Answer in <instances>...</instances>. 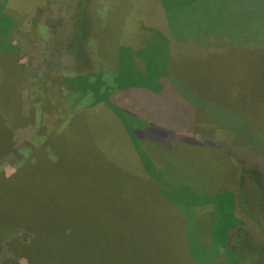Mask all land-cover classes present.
I'll list each match as a JSON object with an SVG mask.
<instances>
[{"label":"trees","instance_id":"1","mask_svg":"<svg viewBox=\"0 0 264 264\" xmlns=\"http://www.w3.org/2000/svg\"><path fill=\"white\" fill-rule=\"evenodd\" d=\"M79 1V6L67 20V36L64 24L61 26L60 22L54 33L45 23H39L36 28L41 41V60L35 69L37 76L32 84H51L38 89L39 102L36 101L31 115L37 127V137L13 147L10 134L13 127L25 120L26 116L20 114L21 119L13 122L10 129L8 112L13 110V114L20 117L16 112L17 104H0V158L11 151V163L16 166L11 176H6L0 169V251L6 248L9 252V256L3 257L0 264H19L20 258H24L27 264H154L155 259H158L156 252L161 246H167L166 240L158 241L153 235L140 236V232L122 233L125 225L118 215L126 211L127 205L102 209L106 217L113 220L116 234L112 236H105L102 216L97 218L92 214V197H96L97 193H105V171L95 168L97 164L101 166L107 157L104 147L97 140H92L91 133L100 130L106 119L111 134L118 133L119 126L127 139V148L138 155L140 162H137V166L140 167L143 181L152 184L147 173L164 186L161 194L159 190L155 193L156 207L166 214H170L173 208L178 218L184 220L178 237L181 234L187 260L192 257L198 263L203 258V254H196L193 249L199 244L201 248L206 247L208 252L212 250L213 260L219 253L225 256L230 251L241 258L257 257L256 263L264 264V226H259V229H263L260 235H248L249 238L243 242H233L234 231L244 226V222L235 216L237 207L247 215H253V212L256 215H253L254 218H263L264 225V141L250 137V132L246 136L242 135L244 131L239 128L231 131L237 136L232 139L239 142L235 148L216 141L209 142L208 139L189 140L195 147L200 144L208 149L217 146L229 156L234 174L226 186L207 183L205 187L191 188L186 183L189 175L202 177L197 174L198 171L192 170V165H184L180 170L176 168L178 170L171 173V167L174 166L170 161L172 153L176 146L185 144L172 130H181L180 135L185 129L189 131L191 119H187V112L189 109L192 114L194 105L180 107L181 117L168 123V131H163L159 124H152L163 113L159 109L158 113L161 114H154L156 104H129L134 100V93L139 90L136 87L138 85L131 84V90L126 92L122 90L125 86L121 87L117 82V94L110 92L109 84H106L105 89L94 84H89V88L85 86L84 81L87 80L84 77L90 75L85 72L89 68L86 45L92 22L87 17V9L91 0ZM182 16L184 23L176 24L173 21L180 38L171 35V45L175 47L168 56L171 62L175 61L176 55H179V59L190 60L226 57L234 52H253L264 56V0H204L184 10ZM176 19H180V16H176ZM20 38L17 21L5 13L4 3L0 2V69L5 68L8 75L3 88L0 75L1 92L5 89L8 93L12 91V94L18 95V68L16 70L14 54L19 51L15 44ZM64 49L71 54V60L76 65L74 69H79V74L71 78H63L58 73L63 64L61 58ZM167 67L169 78L172 76V79H168L171 84L188 82L186 78L172 73L173 65ZM55 81L61 87L63 84L68 87L74 95L73 101L65 100L66 92ZM171 84L168 86L166 83L164 86L166 89H176ZM174 95L180 98L176 90ZM69 102L73 107L67 105ZM162 116L168 118L169 115ZM244 125L247 126L246 131L252 128L251 123L246 122ZM210 127L206 130L213 132L217 129L223 134L226 131L220 125ZM199 129L201 127L196 126L190 132L196 133ZM141 133L144 136L141 135L139 139ZM114 146L117 150L118 142H114ZM153 147L163 149L169 161L162 160L164 165L158 169L157 160L161 159L154 154ZM225 147L231 149L232 153L226 151ZM241 152L256 158L247 159ZM125 181L122 178V184ZM147 195L149 198L152 196L149 192ZM209 207L212 214L209 219L212 220L208 225L211 230L209 246H206L190 233L195 225V231L199 233L197 226L200 212ZM174 246L178 258L180 249Z\"/></svg>","mask_w":264,"mask_h":264},{"label":"rangeland","instance_id":"2","mask_svg":"<svg viewBox=\"0 0 264 264\" xmlns=\"http://www.w3.org/2000/svg\"><path fill=\"white\" fill-rule=\"evenodd\" d=\"M201 1L204 2V0H200L199 3ZM0 2L4 3L5 13L17 21V28L21 34L18 44H15L19 51L14 54L16 70L18 68V95L12 94V91L8 93L5 89L0 91V104H17L16 112L20 116L17 117L16 114H13V110H9L8 128L12 129L11 124L20 120L21 115L26 116L25 120L13 127L10 134L12 146L19 147L23 142L33 141L37 137V127L31 115L36 101L39 102L37 100L38 89L51 86L48 82L41 83L40 86L32 84L37 76L35 69L41 60L39 55L41 41L37 36L36 28L39 23H45L54 33L60 22L61 26L64 24L63 28H65L67 36V20L77 9L80 1L0 0ZM90 2L87 17L92 22V26L86 45L89 68L85 72L90 75L84 77L87 80L84 81V85L89 88V84H94L105 89L106 84H109L110 92L115 94H117L115 88L117 82H119V86H125L122 90L126 92L131 90V84L138 85L136 87L139 90L134 93V100L132 99L129 104H156L157 107H154L156 113L154 114H161L158 113L159 109L163 113L160 119L156 118L152 124H159L163 131H168V123L181 117L180 107L185 104H193V113L191 114L189 109L187 112V119H191L189 121L190 129L193 130L196 126L201 129L196 133L185 129L181 135L179 134L181 130H172L173 133H177L176 137L184 141L185 144L181 143L182 145L176 146L172 153L170 161L175 167H171V173L184 168V165L188 167L192 165V170L198 171L197 174L202 177L190 174L186 183L191 188L196 189L202 185L205 187L208 185L207 183L228 185L234 174L229 156L217 146L208 149L207 146L203 147L200 144L195 147L189 140L192 138L196 141L208 139L209 142L216 141L218 144H228L235 148L239 142L232 139L237 136L233 135L231 131L239 128L240 131H244L241 133L242 135L246 136L251 133L250 137L264 141V56L253 52L249 54L234 52L226 57L216 56L207 60L204 58L190 60L179 59V55H176L175 61L171 62L168 56L175 49L171 45V34L180 38L179 30H175L174 27L175 23H184L182 13L191 5H195L193 4L194 0H91ZM174 13L177 15L174 16ZM176 16H180V19H176ZM169 17H171L170 24L167 21ZM124 52L129 55L126 56ZM62 55H64L61 58L63 64L59 67L58 73L63 78L78 75L79 69H74L76 65L71 60V54L64 49ZM168 65H173L172 73L174 75L182 76L188 82H174L172 84L176 89H166V83L169 86L171 84L169 80L172 79V76L169 78L168 75ZM0 75L3 88L6 85L5 79L8 78L5 68L0 69ZM55 84L59 88L63 87L62 89L66 92L65 100H74L73 93L65 84L62 87L59 82ZM153 87L157 89L154 90ZM190 87L191 89H189ZM174 90L179 92L183 101L180 98H175ZM67 105L73 107L70 102ZM162 115L169 116L162 118ZM146 116L150 117L148 114ZM246 122L252 124V128L248 131L245 130L247 126L244 123ZM216 125L222 126L220 128L226 130L225 133L223 134L221 129L222 132L217 129L213 132L206 130V128L210 129V126ZM91 134L92 140H97V143L102 144L107 157L101 166L97 164L95 168L97 171H105L103 173L105 193H97V196L92 197L91 201L93 216L97 218L102 216L103 218L105 236L115 235L116 231L113 227V220L108 219L102 209L104 210L108 206L114 209L118 208L117 205L119 208L127 205L126 211L118 215L119 218L122 217L125 225V229L122 230L123 234L140 232V236L153 235L158 241L166 240L167 246L163 245L162 248H158L156 254L160 259H155L154 264H258L256 263L257 257L245 256L241 258L242 256L238 257L230 251L225 256L224 253L223 255L219 253L213 260L211 257L213 252L210 253L212 250L208 252L206 247L205 249L201 248L199 244L193 249L196 254L198 252L203 254L201 256L203 258L198 263L192 257L191 260L194 263L190 258L187 260L186 251L181 244V234L178 237L184 220L178 218L173 208L170 209V214H166L156 207L154 204L155 193L158 190L160 192L164 186L147 173L152 184L143 181L140 167L137 166L140 159L136 153L132 152L131 148H127V139L124 138L119 126L118 133L111 134L109 122L106 119L100 126V130ZM141 135L144 136V133L139 134V139ZM116 136L117 141H115ZM114 142H118L117 150H115ZM178 144L180 143L178 142ZM224 149L232 153L231 149L227 147ZM250 150L254 153L252 149ZM153 152L161 159L157 160L159 167L156 168L163 167L162 160L168 161L165 157L167 153L161 148H154ZM11 154L10 151L0 158V169L6 176H11L16 170V166L11 163L13 162ZM241 154L247 159L256 158L254 155L246 156L244 152ZM122 178L126 179L124 184H122ZM160 178L162 177L160 176ZM165 188L167 189L166 186ZM147 192L152 195L151 198L146 197ZM237 198L236 200H238ZM156 200L158 199L156 198ZM252 206L254 205L252 204ZM252 214L254 215L253 212ZM253 215L240 212L237 207L235 216L244 222V226L234 231L233 242L238 243L240 240L243 242L252 237L251 235L258 236L261 231L263 232V229H259V226H264L263 218H254L256 215ZM199 216L197 228L200 234L195 231V225L194 230L190 229V231L192 230L190 235L194 234L195 239L209 246V231L211 232V230L208 229V225L212 220L209 219L212 218L211 208L204 209ZM169 241L170 245L172 244L171 247L168 244ZM174 245L180 249L178 258ZM5 256H9V252L3 248L0 251V260ZM18 260L19 264H27L24 258Z\"/></svg>","mask_w":264,"mask_h":264},{"label":"crops","instance_id":"3","mask_svg":"<svg viewBox=\"0 0 264 264\" xmlns=\"http://www.w3.org/2000/svg\"><path fill=\"white\" fill-rule=\"evenodd\" d=\"M164 1V0H163ZM200 0H194V2H193V4H196L197 2H199ZM191 6H194V5H191ZM190 6V7H191ZM168 23L170 24L171 22H170V18H168ZM171 27V26H170ZM172 28V27H171ZM169 29V28H168ZM172 35V34H171Z\"/></svg>","mask_w":264,"mask_h":264}]
</instances>
